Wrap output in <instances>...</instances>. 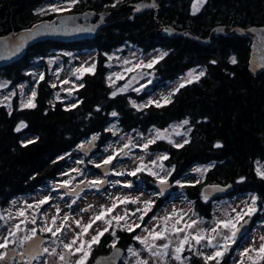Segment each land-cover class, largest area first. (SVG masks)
I'll list each match as a JSON object with an SVG mask.
<instances>
[{
	"label": "trees",
	"instance_id": "1",
	"mask_svg": "<svg viewBox=\"0 0 264 264\" xmlns=\"http://www.w3.org/2000/svg\"><path fill=\"white\" fill-rule=\"evenodd\" d=\"M53 1L70 0H0V37L20 33L44 21L52 23L69 13L113 14L109 25L94 39L72 43L46 41L31 48L20 61L0 69V81L8 89L16 90L9 104L0 103V211L18 198L53 183L74 162L81 170L95 169L80 152L81 145L95 136L101 137L97 153H103L107 144L123 133L145 136L185 119L190 130L187 144L176 147L174 142L157 139L148 150L165 152L167 159L162 163L172 169V181L182 182L194 166L207 167L198 183L182 182L183 187L179 183L174 188L193 202L195 213L202 218H215L216 202L206 199L204 194L208 185L232 184L234 188L229 194H254L258 205L264 204V179L256 172L258 164L264 163V72L254 75L250 70L251 40L220 35L211 45L204 46L189 38H167L158 34L154 11L131 20L132 12L124 9L145 0H79L65 11L38 12ZM196 1L157 0L161 8L159 22L179 30L190 29L203 38L219 25H264V0H204L195 10ZM129 45L152 56L156 52L167 55L148 69L151 80L141 93L130 91L112 96L120 82L109 79L110 54ZM63 51L91 52L95 57V68L83 73V87L72 93L79 100L75 107H66L62 100L55 99L56 87L52 86L48 69L42 80L36 70L28 72L38 59L52 55L68 61V56L60 54ZM232 57L237 63H231ZM192 70L204 71L205 75L173 91L171 103L163 102L161 107L147 104L139 110L133 107L132 102L143 105L149 96ZM23 84L35 85L36 107H21L24 96L18 89ZM114 111L117 116L111 115ZM21 122L26 127L16 131ZM217 143L221 147H216ZM132 180L134 187L143 184L150 190L157 188L156 177L145 171L132 176ZM122 227H111L100 238L87 264L108 253L113 238H118V246L139 245L133 239L137 230L129 232ZM112 231L116 237L110 234ZM189 264L205 262L200 255ZM221 264H230L229 254Z\"/></svg>",
	"mask_w": 264,
	"mask_h": 264
},
{
	"label": "rangeland",
	"instance_id": "2",
	"mask_svg": "<svg viewBox=\"0 0 264 264\" xmlns=\"http://www.w3.org/2000/svg\"><path fill=\"white\" fill-rule=\"evenodd\" d=\"M69 2L70 1H53L50 2L44 9H50L52 5H57L63 6L61 11H65L68 7L67 5L69 4ZM197 3L198 0L195 2V4ZM202 4H199L198 9L201 7ZM44 14H46V12H44ZM124 51L128 52L125 53ZM60 54L62 56H68V61H63V59L59 56L52 55L47 58H44V60H41L43 61V63L41 64H39L41 62L39 59L37 62L34 61L35 66L28 72L36 70L38 72L37 74L40 77V74H44L45 70L48 69L52 76V82L56 85L55 99L62 100L66 107H71L72 105H76L79 101L77 97L74 96L72 93L82 84L81 79L83 74L81 75L80 73H76V69L82 67L91 68V65L95 63V57L94 54L91 52H81L79 54H76L63 51ZM161 54L162 53L160 52H156L152 56L151 54H147L142 50H138L135 47H131V45L125 46L110 54V57L112 59V62L109 63V65L111 66L109 74V77H111L110 81L120 82V86L117 88L116 93L130 91L141 93V91H143L147 87L148 83L151 80V72L148 70L149 68L145 67L144 65H147L150 61L156 59ZM125 61H128L129 63L125 64ZM141 62H143L142 65ZM136 65L141 66L139 68H136L134 71H125V69L134 68ZM147 71H149V73ZM199 72L200 70H192L181 75L179 78L172 81L166 87L159 89L154 94L149 96L148 100H145V103H143L147 105L149 100L160 101L161 103H163V97H168L170 93H173V91L179 88V85L181 83H184L185 85L188 83L187 81L189 79L195 81L196 79L194 77L198 76ZM189 73H193V77L190 78ZM115 74H119L123 78L117 79V76ZM77 76H80V78L77 79ZM133 76L136 77V80L134 81H132ZM64 81H68V83H64ZM129 81L132 82L129 84ZM0 83L5 84L4 87H0V103L9 104L12 98L14 97L16 90L8 89V85L2 81H0ZM125 85H128V87L125 88ZM121 89H124V91H120ZM137 89H139V91H137ZM18 90L22 94V96H24L22 102H27L29 97L31 96V93L35 91V85L29 87L28 84H23L19 86ZM69 90H71V95H69ZM165 130L160 131L161 134L165 136L164 139L168 141L170 139L175 144H183L184 140H188L189 138L190 130L186 125H183L182 122L175 123ZM177 133H180V135H177ZM155 136L156 130L145 134V136L134 135L131 132L123 133L119 139L109 142L105 147L103 153H97L90 159L86 160L88 164L94 165L95 169H89L87 171H84L78 167V164L76 162H74L70 164L69 167L64 170L63 173H61L60 177H58L53 183L48 184L47 186L41 188L33 194L18 198L12 204V206L8 207L5 211H0V214H3L7 219L9 214H11L12 217H16V213L19 210L23 209L25 210L26 218L29 221L33 218V215H35L36 224H22L21 228L31 229L35 227L37 229V234L39 233L44 235L48 240L44 247L48 248L50 251L52 248H55L57 253H61L66 251L63 248V244L69 243L73 239L74 235L80 232V228L76 227L74 221L80 220L82 224H87L93 216H95L101 211L102 205L105 207H111L114 200L117 203V207L106 218H110V216L114 215H123L125 209H127L129 213V216L127 217L129 224L139 223L140 227L135 228L134 230H138L137 235L141 236L147 235V233L143 231L145 227H147L149 230H152L153 228H156V230H160V227L163 226V222L160 218L166 215L172 216L173 210H175L178 217H182L181 222L179 225H177V227H183L185 223H190L192 220L197 221V225H195L193 229L189 230L192 232L193 235H195V232L198 229L210 230L211 228L215 227V221L227 219L229 215L234 217L236 215V212L246 210V206L251 204V198L255 196L254 194H245L241 196L232 195L229 200H224L222 202L221 200H216L223 197L224 195L215 199H210L206 196V199L216 202V204H214L213 206L215 218H202L200 215H197L195 213L193 202L188 200V198L180 190H174L173 188V192L167 197L170 198V200L164 202L159 207H155L158 202V196L161 197L158 188L150 190L147 189V187L143 184L134 187V182L131 179L132 175H128L129 172L134 171L136 167L141 165V163L146 165L147 168L152 169L154 172L159 173L160 176H166L168 172L172 171L171 168H168L167 166L163 165L161 159H158L159 157L165 156L164 151L150 152L148 148L146 150L143 149V145L147 142V140L155 138ZM125 144H129V147L127 149H124L127 155L121 153L116 156L117 161L115 159L113 160L116 162V166L114 167L113 164L112 175L109 178V184L106 188L102 190L96 188H89L87 191H84L83 194H80L75 197H68L67 195L59 191L58 188L60 184H63L65 181H68L69 186L72 187L71 185H74L77 182L78 184L83 181L88 182L85 178H90V180H104L105 177L98 171L96 165L102 164L104 159H106L109 155H112L114 152H118L119 149L123 148ZM141 158L143 159L141 160ZM79 160L83 161V159ZM154 160L157 162L156 165L152 164V161ZM161 164L163 165V171H161L160 168ZM258 167L264 169V163L260 162V164H258ZM77 169L79 170V172L74 171ZM198 169L201 171H197ZM205 170H207V167L201 168L194 166L190 168L187 171L182 182H196L200 178L201 172H205ZM120 172H123V175L116 174ZM167 180L172 181L170 176H167ZM156 182L157 184L159 183V180L157 178ZM182 182L180 181L179 183L181 184ZM129 183L132 186L125 187V185ZM179 183H177L176 181H172L173 187H176ZM57 190L59 191L58 193ZM125 196L129 197L130 199L139 197V202L136 204H121L119 200L116 199L118 197L123 198ZM46 197H50L48 202L37 208V203L40 200L45 199ZM148 200H151L153 203L151 205L150 210H148L146 214H144V202ZM73 201H75V203H73ZM28 205H32V207L29 208L27 207ZM69 205H71V207H69ZM89 205L92 206L90 208V212L82 211L83 209L89 208ZM57 208L60 209V212L58 214L56 211ZM138 208L141 209L140 212L136 211ZM256 208L257 212L251 217V231L242 240L233 243L229 251L225 254H229L230 264H240V253L243 252L245 249L253 246L259 247L260 237L264 236V204L262 206H259L256 202ZM233 209H235V211H233ZM132 213H135V215H132ZM65 215H68L70 219L67 222L69 227L65 228L63 233H58L56 237H53L50 232L39 231L41 227H44L45 222H47L48 226L53 228L59 226L62 222V218ZM141 215H144V219L142 222L139 220V217ZM53 216H57L55 226L51 224V218ZM153 217H155L156 219H153ZM176 218L177 217H173L169 221V227H171V225L175 223ZM246 218L247 217H245V219ZM21 219L24 218H15L9 220L8 223H5L3 220H0V241H2L3 237L8 235L9 228H11L13 224L19 223ZM113 224H115L114 221ZM123 224L124 222L121 226H123ZM104 227L105 225L102 221H96V223L93 224L92 228L89 229L88 236L84 238L89 239L91 235L96 234L97 229L102 230ZM221 231L226 233V230L224 229H221ZM24 234V232H21L18 235L22 236ZM183 235L184 233H180L179 236H177V234L175 233L168 234V237L172 241V243L168 250L169 254L167 257H165L164 261H160L158 258L151 257L150 254L144 249V246L139 243V245H129L128 247H125L126 254L124 258V264H137V257L132 256L128 252V249L130 247L135 249L140 254L139 259H146L149 261V264H181L180 261L174 260L172 258V255L173 249L178 244V239L183 238ZM167 242V240H158L156 241V244L162 245ZM216 242L219 244L223 243V241L220 240L219 237L217 238ZM192 245L193 247L191 251L188 250L189 246L186 245L185 250L181 253V257L184 264H189L190 260L194 256H200L197 254V250L203 252V254L205 255H210L214 251V249L209 247L195 245L194 241H192ZM78 246L79 242L77 243V245H74L73 248ZM111 251L112 249H110L108 253H110ZM91 254L87 258L86 264L89 258L91 257ZM78 255L70 257V260L75 261L78 258ZM45 261H47L48 264H60L58 256H51L48 253H45L42 257L36 259L33 264H45ZM243 261L244 264H250L247 257H244ZM18 264H27V261ZM262 264H264V262H262Z\"/></svg>",
	"mask_w": 264,
	"mask_h": 264
},
{
	"label": "snow or ice",
	"instance_id": "3",
	"mask_svg": "<svg viewBox=\"0 0 264 264\" xmlns=\"http://www.w3.org/2000/svg\"><path fill=\"white\" fill-rule=\"evenodd\" d=\"M79 0H70V3L67 5L68 7H71L72 5H74L75 3H78ZM204 2V0H198L197 4H194V9L198 10V6L199 4H202ZM114 6V5H113ZM63 6H57V5H52L50 7V11L52 12H60L62 10ZM139 10V9H137ZM45 11H47L46 9H40L38 10V12L40 14H43ZM165 55H167V53H162L159 57H157L156 59L150 61L147 65H144L145 67L151 68L153 64H155L159 59H162ZM129 63L128 61H125V64ZM213 63H215V61H213ZM231 63L235 64L237 63V60L235 57H232L231 59ZM143 64V62H141V65ZM141 65H136L134 68H127L125 69V71H134L136 68H139ZM95 68V64L91 65V68H78L76 69V73H80L81 75L84 72L87 71H91L92 69ZM117 76V79H121L123 78L121 75L119 74H115ZM205 72L204 71H200L198 76H195V79H199L200 77L204 76ZM189 77H193V73H189ZM44 78L43 74H40V79L42 80ZM80 76H77V79H79ZM109 79L111 80V77H109ZM136 80V77L133 76L132 77V81ZM129 81V84L132 82ZM188 83H191L192 80L189 79L187 81ZM64 83H68V81H64ZM5 84L0 83V87H4ZM53 87H55L56 85L53 84ZM80 87H83V85L81 84ZM128 85H125V88H127ZM180 88L184 87V83H181L179 85ZM179 89H176V91H178ZM120 91H124V89H121ZM137 91H139V89H137ZM175 93H170L168 97H163L162 99L164 100L165 103H171V95H174ZM69 95H71V90H69ZM117 95L116 92L112 93V96ZM36 96V92L33 91L31 93V96L29 97L27 102H22L21 103V107H27V108H34L36 107L34 101V98ZM133 103V107H136L138 110L142 107H146L147 105H137L135 102ZM155 103L156 107H161L162 104L160 101H152L149 100L148 101V105H151ZM72 107H75V105H72ZM112 116H117V113L114 111L111 113ZM189 123V121L187 119H185L182 124L183 125H187ZM21 127H26V125L23 124V122H21V124L16 128V131H20ZM167 131V130H165ZM177 135H180V133H177ZM165 136L163 134H161V132L159 130H156V136L155 138L152 139H148L147 142L143 145V149H147L148 146L150 144H153L156 142L157 139H164ZM96 137H93V140H95ZM33 141H28V143H32ZM169 142L172 143L173 141H171L169 139ZM189 141L186 139L184 140L183 144H175L176 147H183L184 144H187ZM91 143V142H90ZM131 143V142H130ZM216 147H221V145L219 143H217L215 145ZM81 147H83V145H81ZM129 147V144H125L123 146V148L119 149L118 152H114L112 155H109L106 159L103 160L102 164H97L96 167L97 168H107L108 165H110L112 163V161L116 158L117 155L119 154H124L127 155V153L124 151V149H127ZM143 158H141L142 160ZM158 159H167V156H163V157H159ZM156 161H152L153 165H156ZM161 171H163V165H160ZM79 172V170H74ZM141 171H147L149 175L155 176L158 180L161 187V194L163 193V186L167 185L168 180H167V176L171 175V172H168L166 176H160L159 173L154 172L152 169L147 168L146 165H144L143 163H141V165H139L138 167L135 168L134 171H131L128 173V175H132L135 176L137 173L141 172ZM197 171H201V170H197ZM257 175L260 176L262 179H264V169L262 168H257L256 169ZM117 175H123V172L120 173H116ZM199 181H197L198 183ZM105 183L104 180H91L88 181L86 184V187L89 188H96L99 189L103 184ZM179 183V181L177 182ZM69 185L68 181H65L63 184L60 185V187H64L67 188ZM132 185L126 184L125 187H131ZM181 187H183V185H180ZM207 198V197H205ZM50 199V197H46L43 200H40L36 207L39 208L41 205L45 204L48 202V200ZM117 200H119V202L121 204H128V203H132V204H136L139 202V197L137 198H129L127 196L123 197V198H116ZM256 197L253 196L251 198V204L246 206V210L241 211V212H236V215L233 217L231 215L228 216L227 219L224 220H217L215 221V227L211 228L210 230H205V229H198L195 232V235L192 234L191 231H189L190 229H193V227L195 225H197V221L196 220H192L190 223H185L183 225V227H177V225L180 224L182 217H178L175 210H173L172 216H164L162 218H160L163 222V226L160 227V230H156V228H153L152 230H149L147 227H145L143 229L144 232L147 233V235L145 236H141V235H137L135 237H133V239H135L136 241H138L141 245L144 246V249L150 254L151 257L153 258H158L160 261H164L165 257L168 256V250L169 247L172 243V241L169 239L168 234L169 233H175L177 234V236H179L180 233H184L183 238L178 239V244L177 246L173 249V255L172 258L176 261H180L181 264H184L182 257H181V253L185 250V246L188 245L189 246V251L192 250V241L195 242V245H201L203 247H209L214 249V251L210 254V255H205L203 254V252L197 250V254L201 255L203 257V260L205 262V264H209V262L215 261V264H221V260L223 259L224 255L229 251L231 245L233 243L236 242L237 236L238 235H242V229H245L246 225L249 223V220L251 219L252 215L255 214L257 212V208H256ZM73 203H75V201H73ZM152 201L148 200L144 202V214H146V212L148 210H150L151 205H152ZM27 207L31 208L32 205H28ZM69 207H71V205H69ZM92 206L89 205V208L83 209L82 211H88ZM117 207V203L114 200L112 203L111 207H105V206H101V211L96 214L95 216H93L89 222L87 224H82L80 220H75L74 223L76 225V227L80 228V232L76 233L73 237V239L66 244H63V248L66 250L65 252H61V253H57L55 248H52L51 251L44 247H41V243L42 241H39L37 238V229L35 227L31 228V229H27V228H21V225L24 224H36V218L35 215H33V218L29 221L26 218V214H25V210L21 209L16 213V217H12L11 214L8 215L7 219L5 218V216L3 214H0V220H3L5 223H8L9 220L15 219V218H19L22 217L24 219H21L19 223H15L12 225L11 228H9L8 230V235L3 237L2 241H0V264H4V262H7L9 260L10 257H12L13 259L15 258V254H16V250L17 248L22 249V251L19 252V256L21 257V259L23 260V258L25 256L28 257V261L27 264H31L32 260H36L39 259V257L41 256L42 253H48L51 256H58L59 262L60 264H86L87 258L90 256L93 245L98 244L100 242V238L105 234L109 232L110 227L113 224V221L115 222V224L120 227L121 226V221L124 222L123 227L121 228V230H126L129 232L134 231L135 228H139L140 224L139 223H134V224H129L127 217L129 216V213L127 211V209H125L124 214L123 215H114V216H110V218H106L109 214H111L113 212V210ZM57 214L60 212V209L57 208L56 209ZM137 212H140L141 209H137ZM233 211H235V209H233ZM132 215H135V213H132ZM173 217H177L175 219V223H173L171 225V227H169V221L173 218ZM245 217H247L248 219H245ZM69 216L65 215L62 218V222L60 223L59 226H56L55 228L48 226L47 222H45L44 227H41L39 229L40 232H50L52 234L53 237H56L58 233H63L64 229L69 227V225L67 224V222L69 221ZM144 219V215H141L139 217V220L142 222ZM153 219H156L155 217H153ZM56 221H57V216H53L51 218V224L53 226L56 225ZM96 221H102L103 224L105 225V227L100 230L97 229L96 230V234L95 235H91L89 239H85L84 237L88 236L89 234V229L92 228L93 224L96 223ZM221 229L226 230L225 232H222ZM24 232L25 234L20 236L18 235L19 233ZM113 237H116V232L112 231L110 233ZM219 237L220 240L223 241L222 244L217 243V238ZM118 239V238H116ZM116 239L113 240L111 247L115 248L116 245ZM158 240H167V243H164L162 245H157L156 241ZM79 242V246L73 248L74 245H77V243ZM12 245V248L10 249L9 246ZM27 246V247H26ZM128 252L132 255L137 257V264H149V261L146 259H139V253L133 249V248H129ZM251 253V254H250ZM79 254V255H78ZM78 258L75 261H71L70 257L72 256H77ZM241 255V261L240 264H244L243 258L247 257L248 261L250 262V264H262V262H264V236L260 237V243H259V247H250L245 249L243 252L240 253ZM45 264H48L47 261H45Z\"/></svg>",
	"mask_w": 264,
	"mask_h": 264
},
{
	"label": "water",
	"instance_id": "4",
	"mask_svg": "<svg viewBox=\"0 0 264 264\" xmlns=\"http://www.w3.org/2000/svg\"><path fill=\"white\" fill-rule=\"evenodd\" d=\"M124 9L132 12L131 20H134L137 16L145 12L154 11L157 20L158 34L171 39L189 38L204 46H208L211 45L215 38L220 35L247 38L252 41L250 70L254 75L264 72V25L251 26L248 28L219 25L210 32L208 37L203 38L190 29L179 30L171 25H162L159 22L161 8L158 5L157 0L136 2L128 5ZM112 14L113 12L94 11L69 13L59 17L52 23L44 21L35 25L33 28L20 33L2 36L0 37V69L20 61L31 48L46 41L72 43L94 39L101 30L109 25L108 20ZM95 137V140L92 138L84 143L83 147H80V152L88 158L96 154L99 150L101 137ZM113 164L114 162L112 161L107 168H98V171L105 177V183L99 188L100 190L108 186L109 178L112 175ZM86 184L87 182L83 181L73 188L68 185L67 188L60 187V190L64 191L70 197H75L83 194L84 191L89 189V187H86ZM161 187L160 183H158L157 188L160 191V194ZM173 188L172 181L168 180L167 185L163 186V193L161 196L167 198L173 192ZM233 188L232 184L228 186L208 185L204 189V194L210 199H215L232 192ZM86 212H90V209ZM251 225L252 218L249 220L245 229H242V235L237 236L236 241L242 240L251 231ZM37 238L39 241H42L41 247L44 248L48 241L47 238L39 233L37 234ZM44 254L45 253H42L40 257ZM125 254L126 250L117 246L113 248L110 253L98 256L91 264H121L125 258ZM26 257L27 256H25L23 260ZM17 258H19L20 261H23L16 250L15 258L13 259L10 257L7 262H4V264H15ZM34 262L35 260H32L31 264Z\"/></svg>",
	"mask_w": 264,
	"mask_h": 264
},
{
	"label": "flooded vegetation",
	"instance_id": "5",
	"mask_svg": "<svg viewBox=\"0 0 264 264\" xmlns=\"http://www.w3.org/2000/svg\"><path fill=\"white\" fill-rule=\"evenodd\" d=\"M90 159V158H89ZM114 162V167L116 166V162L115 161H113ZM85 179H87V181H91L90 180V178H85ZM131 179H132V177H131ZM76 184H78V182L76 183ZM76 184H74V185H71L72 187H74V186H76ZM61 185V184H60ZM157 186V185H156ZM58 188V187H57ZM175 188V187H174ZM59 191H60V186H59ZM58 190H57V193L59 192ZM61 193H63V194H65V195H67L64 191H61ZM68 196V195H67ZM232 197V195L231 194H227V195H224L223 197H221V198H219V199H217L216 201H219V200H221V202L222 201H224V200H229L230 198ZM170 200V198H165V199H162L160 196H158V202H157V205L155 206V207H159L160 205H162L164 202H167V201H169ZM122 221H121V225H122ZM113 228H114V230H117V228H118V226L116 225V224H113V226H112ZM120 227H122V226H120ZM138 231V230H137ZM112 240H114V238L112 239ZM112 242L113 241H109V244H112ZM117 243H118V240L116 239V245H115V247L116 246H118L117 245ZM134 245V244H133ZM121 247V246H120ZM9 248H12V246H9ZM113 247H111V249H112ZM17 251H18V254H19V252L20 251H22V249H19V248H17ZM26 261H28V257H26L23 261H20L19 260V258H17L16 260H15V264H18V263H24V262H26ZM38 261V260H37Z\"/></svg>",
	"mask_w": 264,
	"mask_h": 264
},
{
	"label": "bare ground",
	"instance_id": "6",
	"mask_svg": "<svg viewBox=\"0 0 264 264\" xmlns=\"http://www.w3.org/2000/svg\"><path fill=\"white\" fill-rule=\"evenodd\" d=\"M40 189H41V188H40ZM40 189H39V190H40ZM60 191H61V190H60Z\"/></svg>",
	"mask_w": 264,
	"mask_h": 264
}]
</instances>
